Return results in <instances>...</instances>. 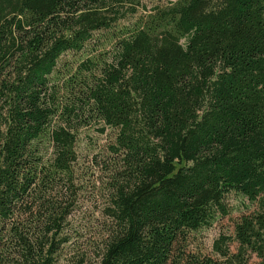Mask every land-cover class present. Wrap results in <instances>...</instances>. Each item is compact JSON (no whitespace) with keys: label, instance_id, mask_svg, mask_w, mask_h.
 I'll return each instance as SVG.
<instances>
[{"label":"trees","instance_id":"1","mask_svg":"<svg viewBox=\"0 0 264 264\" xmlns=\"http://www.w3.org/2000/svg\"><path fill=\"white\" fill-rule=\"evenodd\" d=\"M89 129L94 264H264V0H0V264L64 260ZM229 192L253 209L192 249Z\"/></svg>","mask_w":264,"mask_h":264},{"label":"rangeland","instance_id":"2","mask_svg":"<svg viewBox=\"0 0 264 264\" xmlns=\"http://www.w3.org/2000/svg\"><path fill=\"white\" fill-rule=\"evenodd\" d=\"M171 0H143L146 9L154 5L165 4ZM138 12H141L140 10ZM138 15V14H137ZM132 20V19H130ZM108 133V134H106ZM98 134L93 130H84L77 142V182L81 189L77 193L75 206L68 216L66 232L69 241L62 249L64 260L61 264H94L102 247L105 235L106 218L100 212L103 204L105 180L100 170L105 157L106 142L111 140L109 131ZM227 214L218 216L209 226L192 233L190 247L201 253L211 254V242L219 233H230L233 221L242 213L253 209L243 196L229 192L224 197ZM255 259H252L254 264Z\"/></svg>","mask_w":264,"mask_h":264}]
</instances>
